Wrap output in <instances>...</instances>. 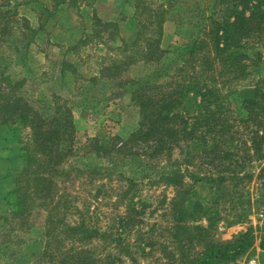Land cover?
I'll return each mask as SVG.
<instances>
[{
	"label": "rangeland",
	"instance_id": "1",
	"mask_svg": "<svg viewBox=\"0 0 264 264\" xmlns=\"http://www.w3.org/2000/svg\"><path fill=\"white\" fill-rule=\"evenodd\" d=\"M121 1L72 0L74 4L70 6L57 7V0H37L36 4L17 6L18 1L0 0L7 10L6 17L0 16V21H9L15 28L9 37L0 34V71L9 75L14 84L19 81V88L14 89L19 91L8 94L18 95L19 92L40 113L51 118L60 116L68 125L70 120L74 126L71 138L63 132L58 134V147L67 156L60 154L61 163L56 170L41 164L43 158L38 152L39 147L31 141L29 126L15 128L14 133L8 131L6 139L18 135L20 145L37 154L38 162L25 168L22 175L11 174L12 179L0 186V191L4 192L19 182L29 209L26 215L10 219L3 210L5 201H0V216L3 215V219L0 218V264H104L107 257L112 264H161L165 261L164 246H172L174 242L170 235L174 232L172 227L176 218L171 214V204L177 191L173 185L158 180L160 174L173 169L198 171L202 175L208 171V165L203 163L206 160L199 153L194 151L193 157L189 158L190 147L186 140L175 142L170 151L166 149L163 154L151 157L144 153L154 141L151 136L130 139L141 118L134 89L141 85L144 93L158 98L159 89L154 91V86L160 87L169 80L174 65H183L182 51L213 27L211 17L221 20L228 5L236 2L238 9L247 2L264 7V0H129L132 6L127 8H124L126 5L122 8ZM44 5L53 10L56 8V11L44 27H39L46 16L42 11ZM162 7H170L165 14L159 42L160 49L165 52L156 63L146 62L144 57L139 58L141 47L125 49L120 35H130L134 25L129 18L136 15L135 11L140 23L147 27L150 25L147 18L157 19L155 12ZM95 14L100 16L101 25L95 24L91 30L87 25L91 27L89 20ZM14 17L19 19L17 23L12 19ZM24 18L33 29H39L27 49L24 46L30 32ZM110 20L120 21L119 32L103 30L106 26L102 23ZM81 37H85L87 43L70 49ZM230 49L250 64L247 79L220 89L221 96L225 95L233 108V115L239 118L244 113L235 90L264 91V31L243 38ZM206 55L221 68L213 48H209ZM65 62L70 66L63 70ZM190 67L189 62L184 64L185 71ZM3 89H7L6 83L0 85V90ZM189 97L184 98L180 109L186 117H191L198 109L193 94L189 93ZM196 98L198 104L200 100ZM240 128L243 132H252L258 126L254 122L247 127L240 123ZM159 129L158 126L153 130ZM244 135L236 134L235 140L229 139L228 147L233 149L240 145L246 139ZM1 136V176L8 171H22L20 162L7 158L19 145L14 140L5 141ZM247 141L251 142L248 137ZM260 145L264 152V137ZM244 162V169L252 173V178L242 182L243 189L238 193L243 195L241 200L251 201L249 210L244 211L247 219L240 224H231L230 206H223L221 202L216 236L229 240L239 232L251 229L254 242L237 259L216 264H264V248L261 247L264 241V154L254 153ZM33 170L43 173L48 180L34 179L31 176ZM183 183L190 186L192 178L185 175ZM38 189L43 191L38 194ZM15 194L11 196L14 198ZM189 195L192 200L209 205L219 192L213 185L201 181L194 184ZM231 196L236 197V194L231 192ZM21 209L23 207L19 206L14 212ZM60 220L67 225H79L83 220L103 235L84 238V232H80L81 235L73 237ZM182 223L193 230L196 225H205L206 220L203 216H194ZM120 242L121 246L117 245Z\"/></svg>",
	"mask_w": 264,
	"mask_h": 264
},
{
	"label": "trees",
	"instance_id": "2",
	"mask_svg": "<svg viewBox=\"0 0 264 264\" xmlns=\"http://www.w3.org/2000/svg\"><path fill=\"white\" fill-rule=\"evenodd\" d=\"M8 1L11 3L13 0ZM15 1H18L16 4L14 3L16 6L37 3V0ZM71 1L57 0L56 6L58 7L63 4L70 6L74 4ZM120 5H122V8L125 5L126 7L124 8L132 6L129 0H122ZM120 5L118 4L116 7L119 9ZM230 7L228 5L226 13L221 20L211 17L210 19L214 23L213 27H209L204 33V37L194 39L190 46H187L182 51L180 58H185L184 63L181 66L174 65L172 70H174L175 76L174 73H171L166 83H163L160 87L154 86V91L157 88L159 89L158 98H155V95L152 96L144 93L141 85H138L134 89L135 99L140 105L141 118L137 130L131 133L130 139L131 137L139 139V137L146 136L147 138L151 136L154 141L148 149H144L146 156H158L166 152L164 151L166 149L170 151L175 142L186 140L190 147L187 154L189 158L193 157L195 151L202 156V159L206 160L203 163L208 165V171L204 175L198 171L190 172L186 169V172H181L180 169H173L159 176L158 180L173 185L177 191L171 204V214L175 216L176 224L172 227V231L174 232L170 235L171 239H169H173L174 242L172 246H164L165 253L163 256L165 261L161 264H216L227 262L237 259L247 249L251 248L254 242V234L251 229L239 232L233 239L229 240H222L216 236V225L220 219L218 207L221 205V202H223V206H230V211L233 214V218L230 220L231 224H240L247 219L244 211L249 210L251 201L250 199L241 200L243 195L238 193L239 189H243L242 182H245V180L249 181L252 178V173L244 169V160L254 153L260 156L264 154L260 145L261 139L264 137V91L250 88L235 90L239 93L240 104L244 113L239 118L233 115L235 112L226 101L225 95L221 96L220 94L221 88L248 78L250 64L245 63L243 56L230 48L236 42L237 44L241 42L243 38L253 36L258 31H264V7L259 3L249 5L248 2L246 4L243 3L240 9L237 7V2L234 5H230ZM169 8L165 9L162 7V9L155 10L157 19L152 21L147 18L150 23V25L147 24V27L144 23H140L137 18L138 13L135 11L136 15L129 18L130 23L134 25H132L131 29L129 28L131 30L130 35H120L122 46L125 49L140 46L142 54L139 58L144 57L146 62L152 63L159 61L161 55L165 52V50L160 49L159 42L165 14ZM42 11L46 12V16L39 27L46 25L47 20L56 11V8L53 10L44 5L42 6ZM6 15L7 10L3 8L0 2V16L6 17ZM12 19H14V23L19 21L16 17ZM91 19L89 20L91 27L87 25L89 29L93 30L95 24L101 25L99 15L97 17L95 14ZM23 20L26 23V29L30 32V37L24 46L27 49L32 40H35L39 29H33L31 25L29 26L27 19L24 18ZM120 24V21L110 20L104 21L102 26H106V28L103 27V30L110 29L119 32L121 28ZM13 29L15 28L9 21H0V34L9 37L14 33ZM148 29L150 33H146L145 35ZM85 43H87L86 38L81 37L70 49H76L75 47L85 45ZM209 48L215 50L216 55L214 57L215 59H219V66L221 68H218L214 61L206 57ZM201 50H205L206 53H203ZM186 62H189L191 66L188 71L184 70ZM67 66L70 65L65 62L62 69H68ZM0 79L2 80L0 85L2 83H6L7 85L6 90H0V129L3 132L5 130L4 134L0 136L5 141L14 140L17 142L19 146L7 158L16 160L23 166V172L8 171L4 176L0 174V186L2 187L7 179H12V176L10 177L11 174L14 176L22 175L25 173V168L32 163L36 164L38 162L37 154H32L26 150L27 147L20 145L21 139L18 135L13 137V139H6L8 138V131L14 133L15 128L29 126L31 129V141L39 147L38 152L43 158L41 164H44V166L47 164L49 165L48 167L56 170L61 163V159H59L60 154L63 157L67 156V153L65 151L62 152V149L58 147L60 140L58 134L63 132L71 138L70 135L74 126L70 120L68 125L67 121L63 120L60 116L58 118H51L48 115L42 114V112L40 113L25 97L19 95V92L18 95H9V92L19 88V81H15L14 84V80L1 71ZM145 87L150 88V86ZM16 91L19 90H15L14 92ZM189 93L193 94L194 97L192 98L198 109L194 115L186 117L180 113V109L184 105V98L186 96L187 98H191L189 97ZM196 97H199L198 99L200 100L198 104L196 103ZM69 117L67 116V118ZM250 122L257 124L258 129L252 132L249 130L243 132L240 128V123L247 127ZM63 126L67 128L65 129ZM158 126L160 127L159 130H153L157 129ZM200 129L202 130L200 131ZM241 133L246 134L244 135L246 139L235 148H229L227 145L229 139L235 140V135ZM52 135H54L53 138ZM55 137L56 139H54ZM247 137L251 140L250 143H248ZM185 175H189L192 178L193 183L190 186H185L186 184L183 183ZM31 176L42 182L48 180L43 173H38L34 170L31 172ZM129 179V182L132 183L133 180ZM201 181L213 185L216 188V192H219V195L210 201L209 205L190 198L189 193L194 184ZM21 189L22 187L19 185V182H16L12 188H8L4 192L0 191V201H5L6 206L3 210L8 213L10 219L21 215L24 216L29 210L26 198L21 195ZM36 191L37 188L35 189V193ZM42 191V189H38V194ZM14 192L16 194L13 198L11 195ZM231 192L235 193L236 197L231 196ZM19 206L23 207V209L16 211L17 213L14 212ZM194 216H203L206 224L196 225L191 230L190 226L182 223L185 219L194 218ZM2 217L0 216V218ZM60 223L65 226L66 230L73 233V237L81 235L80 232H84V238H91V236L93 238L94 236L101 237L103 235L84 224L83 220L80 221L79 225H67L62 220H60ZM262 237L264 238V232ZM117 245L121 246V242L117 243ZM261 247L264 248V241ZM108 259L109 257L106 258L104 264H112L111 262L113 261L110 260L109 262Z\"/></svg>",
	"mask_w": 264,
	"mask_h": 264
}]
</instances>
